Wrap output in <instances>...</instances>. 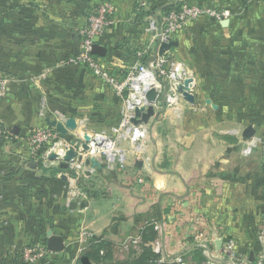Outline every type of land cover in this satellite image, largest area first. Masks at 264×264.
I'll use <instances>...</instances> for the list:
<instances>
[{"label":"crops","instance_id":"0c3cea01","mask_svg":"<svg viewBox=\"0 0 264 264\" xmlns=\"http://www.w3.org/2000/svg\"><path fill=\"white\" fill-rule=\"evenodd\" d=\"M106 1L115 7V23L98 43L107 49L98 58L113 74L123 75L127 66L142 61L140 50L150 46L148 21L162 13L160 6L177 0H0V76L10 79L0 117L17 142L59 125L65 139L75 137L76 142L112 131L108 123L116 119L117 102L111 90L85 67L61 65L78 52L89 13ZM186 2L229 11L241 1ZM229 18L216 22L228 31L239 17ZM182 33L168 53L171 62L185 46ZM187 38L190 45L184 50L192 54L198 35ZM227 53L228 59L240 54ZM247 53L248 58L257 54ZM181 65L193 80L194 103L180 100L178 110L155 109L145 154L127 153L122 169H110L97 158L100 166L74 191L69 169L55 174L39 164L33 169L16 155L3 162L0 147V264H24L22 251L46 247L49 233L63 236L66 248L49 252L37 264H146V257L153 256L179 264L202 242L208 249L225 250L230 240L256 263L264 250L259 240L264 134L230 123L222 108L219 121L217 115L204 114L207 109L197 106L214 107L215 102L197 96V73ZM253 140L258 146L246 157L243 150ZM84 234L89 246L82 242ZM82 247L86 250L80 252Z\"/></svg>","mask_w":264,"mask_h":264},{"label":"built area","instance_id":"2783aa9c","mask_svg":"<svg viewBox=\"0 0 264 264\" xmlns=\"http://www.w3.org/2000/svg\"><path fill=\"white\" fill-rule=\"evenodd\" d=\"M203 18H211L220 22L228 19L229 13L202 5L185 3L182 4L178 10H172L160 19H150L148 21L147 31L150 33V46H154V49L148 46L146 50L138 55L143 58L147 56L148 53H151V58L146 63H142L141 61L136 62L133 71L128 73L126 78L122 75L113 74L112 71L105 67L102 61L92 53L93 46L99 43L115 23V7L112 3L106 1L93 8L81 31L78 52L64 59L61 65L85 67L106 85L112 87L121 98L124 97L126 92L130 93L125 103L124 117L120 125L113 128L112 131L96 133L90 136L87 149L84 146V148L82 147L77 150L76 143L72 144L65 139L57 128L49 127L35 130L29 134L25 142L28 146V163H41L46 168H52L59 167L61 162H68L72 176L69 188L71 191H74L77 189L78 183L80 181H87L90 174H92L95 169L91 164H86L88 157L101 159L110 169L114 167L122 169L127 165V151L123 149L119 143L130 137H132L131 142L134 144V152L136 154H143V145L144 142L147 141V137L150 136V130L148 125L143 123L141 119H137L136 112L134 111L136 107L133 105V98L139 96V98L142 99L143 96V99L146 100L147 91L154 87L158 89L160 97L162 95L164 96L163 105L165 108L174 110L180 108L179 103L180 100L183 99V95L179 92V88L185 82L189 81V88L192 92L191 86L193 80L189 77L188 71H186L181 64L171 62L168 56L169 52L160 56L158 54L159 48L163 44H169L175 41L176 37L185 30L191 22ZM151 50L153 52H151ZM154 56H156V58H154ZM179 71H181V74H179ZM147 74H150L154 78L156 83L155 86H145L143 78L147 77ZM158 79H161L160 81L162 82H158ZM137 80L140 81V84L138 83L135 85ZM9 85L10 79L5 76H0V102L8 96ZM158 104H162L160 99L157 102V105ZM134 119H137L138 122L133 123ZM10 139L11 133L4 127L0 117V147L8 143ZM257 146V141H249L243 150V155L249 157ZM59 150L62 152V155L56 156V159H54L56 160L55 162L51 159V156L56 155L55 153ZM140 235H142V230L139 233V237ZM139 237H136V241L139 240ZM87 240L88 237L84 234L82 242L87 243L86 245L89 246L90 242ZM259 240L264 245V225L261 228ZM84 250H86V247H82L80 252ZM226 251L228 253V258L224 263L231 262V264H237L238 250L233 240L228 242ZM48 253L46 247L30 246L22 251L21 258L24 264H37L38 261L43 259ZM178 263L184 264L182 259H178ZM255 264H264V253L259 255Z\"/></svg>","mask_w":264,"mask_h":264},{"label":"rangeland","instance_id":"374dc122","mask_svg":"<svg viewBox=\"0 0 264 264\" xmlns=\"http://www.w3.org/2000/svg\"><path fill=\"white\" fill-rule=\"evenodd\" d=\"M240 1L241 2H237V4L234 5V10L229 11L223 10L220 6L198 4L218 11H227L230 18L235 16H238L239 18L228 31H225L222 28V24H219L216 21L201 19L192 22V26L190 27L189 25V27H187L192 29L190 32H181L183 34L181 41H183V45L189 46L190 43L187 38L188 34H197L198 38H195V45L193 44L195 46V51L192 54L186 53L184 50L186 48L184 46L182 50L177 51L173 63H181L191 66L193 68L192 70L197 73L199 78L197 85L195 86V89L197 88V96L200 98L209 97L214 100V107L204 105L197 106L198 109H207L205 113L203 112L204 114L208 116L210 115L213 118L217 115L218 118L215 119L216 121H219L221 119L222 108V111L224 112L223 114L229 117L230 123H240L242 124L243 129L249 126L255 127L264 134V0ZM181 3L191 4L186 2V0H177V2H173L172 4H167L166 6L162 5L160 6L161 8L159 7V10L162 13L153 18H162L171 5ZM191 5L197 4L192 3ZM149 12H151V10ZM195 23L198 24L193 27ZM250 38H252V40H249ZM150 48L154 49V46H150ZM251 49L256 50L257 54H254L252 58H248L249 53H245L247 50ZM234 50L239 51L240 54L237 53L236 57H231L229 59L225 57L229 54L227 52L232 51L233 53ZM140 51L142 52L143 49ZM151 55V53H148V55L143 58H149ZM141 62L145 63L144 61ZM135 65L136 63L127 66L124 70L125 73L122 76L126 77L128 73L133 71ZM248 66L251 68L249 69ZM88 73L92 75L93 79L95 78V80L110 89L113 97H115L117 103L116 107H113V110L116 119L108 123V127L111 129L118 127L124 117L125 103L130 93L126 92L124 97L121 98L112 87L106 85L89 70ZM160 80L161 79H158V82ZM159 99L162 104H158L155 109L161 108L165 110L166 108L163 105L164 96L162 95ZM182 100H185L184 97ZM217 110H219V113ZM100 125L103 126V123ZM146 125H148L151 134L150 124L147 123ZM85 137H83V139H77L79 142L75 141V137L69 138V141L72 144L76 143V149L79 150L89 143L85 141ZM131 138L132 137L120 141V144L125 148L127 153L135 151L133 149L134 144L131 142ZM149 141L150 136H148L147 141L144 142L143 154H145V151L149 148ZM1 147H3V162L9 161L10 157H13L14 155L21 157L20 162H28L27 143L21 144L11 137L9 142L3 144ZM89 159H92V157H88V160ZM54 161L56 162V160ZM206 247V243L202 242V244H200L194 251L186 253L181 258L185 259L186 264H221V260L224 262L227 260L228 253L226 248L225 250H217L215 248L207 249ZM197 249L199 251H197ZM237 250V264H255V262L250 261L251 255H246L238 248ZM262 253H264V250L259 252V255ZM146 259V264H169V261L171 260L167 257L159 258L155 256L150 258L146 257ZM224 264H231V262Z\"/></svg>","mask_w":264,"mask_h":264},{"label":"water","instance_id":"95a60500","mask_svg":"<svg viewBox=\"0 0 264 264\" xmlns=\"http://www.w3.org/2000/svg\"><path fill=\"white\" fill-rule=\"evenodd\" d=\"M179 45V43L177 41H172L169 44H163L160 46L159 48V55L162 56L165 53L171 51L173 48H176ZM106 52L107 49L99 44H95L93 46L92 49V53L97 56V57H105L106 56ZM179 74H181V71H179ZM166 88V86H165ZM179 92L182 93L183 97L185 98V100L187 102L190 103H194V95L191 92L190 88H189V81L185 82L183 85L180 86L179 88ZM160 98V94L157 88H150L147 93H146V100L148 103V108L144 109L142 111H137L136 112V117L137 119H141L143 123L147 124L150 122L151 118H153L156 115V110L155 107L157 105V102ZM137 119H134L133 122L137 123ZM69 125H71L72 128H74L75 123L71 122L69 123ZM56 128L63 134L65 133V129L62 126H56ZM85 141L89 142L90 141V137L86 136L85 137ZM88 145H85V148L87 149ZM51 159L54 160L56 159V156L53 155L51 156ZM87 165H92L93 167H97L100 166L99 162L96 161V159L92 158L86 161ZM29 167L35 169L38 167L37 163H30ZM59 167L63 168V169H69V163L68 162H61L59 164ZM47 251L50 253H62L65 250V238L63 236H58L55 235L53 233H49L48 235V240H47ZM220 262V261H218ZM224 261L221 260V263H223Z\"/></svg>","mask_w":264,"mask_h":264},{"label":"bare ground","instance_id":"6f19581e","mask_svg":"<svg viewBox=\"0 0 264 264\" xmlns=\"http://www.w3.org/2000/svg\"><path fill=\"white\" fill-rule=\"evenodd\" d=\"M143 81L145 82L144 84H145L146 87H151V86H155L156 85L154 78L150 74H147V77L143 78ZM138 83L140 84L139 80H137L135 85H137ZM133 105H135V107H136L135 110H134L135 112L142 111V110L148 108V103H147L146 100L143 99V96H142V99L139 98V96H135V98H133ZM144 105H145V107H144ZM55 154H56L55 156L58 157L59 155H62V152L59 150ZM69 156H70V154H69ZM67 158H69V157H67Z\"/></svg>","mask_w":264,"mask_h":264},{"label":"trees","instance_id":"16d2710c","mask_svg":"<svg viewBox=\"0 0 264 264\" xmlns=\"http://www.w3.org/2000/svg\"><path fill=\"white\" fill-rule=\"evenodd\" d=\"M186 4H187V3H186ZM181 5H182V3H181V4L171 5V6L166 10V12L168 13V12H170V11H172V10H178V9L180 8ZM148 60H149V59H147V58H142V61H144L145 63L148 62ZM39 165H40V168L43 169L44 171H46L47 169H51V170H53V173H54V174L57 173V172H63V171L66 170V169H63V168H61V167L46 168V167H44L41 163H40ZM197 251H199V250L197 249Z\"/></svg>","mask_w":264,"mask_h":264}]
</instances>
